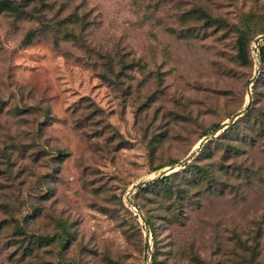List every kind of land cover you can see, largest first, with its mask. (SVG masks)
<instances>
[{
	"label": "rangeland",
	"instance_id": "374dc122",
	"mask_svg": "<svg viewBox=\"0 0 264 264\" xmlns=\"http://www.w3.org/2000/svg\"><path fill=\"white\" fill-rule=\"evenodd\" d=\"M32 2L0 12V264H264V0ZM250 85L238 129L258 133L237 158L229 127L179 171L220 185L191 189L168 231L155 221L156 243L129 191L243 111ZM146 187L130 201L147 220Z\"/></svg>",
	"mask_w": 264,
	"mask_h": 264
},
{
	"label": "trees",
	"instance_id": "16d2710c",
	"mask_svg": "<svg viewBox=\"0 0 264 264\" xmlns=\"http://www.w3.org/2000/svg\"><path fill=\"white\" fill-rule=\"evenodd\" d=\"M32 0H26L25 4H20L18 5L12 0H0V12H23L26 11L30 6L32 5ZM207 21H211L213 18L211 16H207ZM214 20V19H213ZM247 41L244 38H240L239 40V46H240V52L241 56L246 58V53H245V48H246ZM260 60L262 64L264 65V45L260 46ZM249 113L246 115V117L252 112H254L253 104L250 106ZM242 122L241 119H239L233 126H231L226 132L223 134L222 137H226V135L230 134V132L235 133L234 136L231 134L229 135V143H233V153L235 157L238 158L240 150L242 149L241 147L246 144L245 138L251 137V132H256L255 126L249 127V128H243L242 130L238 129V126ZM218 129V128H217ZM216 129V130H217ZM261 134H254L257 135L258 140H262L261 138L264 137V125L262 124L261 128L259 129ZM249 131V132H248ZM233 137V138H232ZM236 142L239 143L241 146L240 147H235ZM192 168L191 165L185 166L183 169H189ZM184 170V171H185ZM195 174H198L199 177L195 176H190V173L186 174V172H177L174 173L168 177H165L163 179H159L158 181L150 184L146 188L142 190H147V189H157V192L154 193V197L156 199L155 204H156V209L153 215H151L150 218L147 219L149 227L151 229V233L153 236V239L157 243V239L160 236L159 234V229L160 226L162 229L168 231L172 226L176 225L178 223V220L180 221L179 216L176 215V211L180 208H184V204L187 200V197H189V201H191V189L194 187L202 186L203 184H208L211 185V187H216L217 185H220V181L217 178V175L213 174L210 172V170L203 169V168H195L194 171ZM183 175L184 179L181 181H176V179ZM219 183V184H218ZM191 197V198H190ZM32 216V215H31ZM33 217L29 219L32 220ZM160 219L161 224L158 226L155 221ZM20 234L23 236L27 235H35L34 231H29L26 228L22 227L20 229ZM32 253L33 251H29ZM34 253V252H33ZM152 264H156L154 258ZM260 264V263H258Z\"/></svg>",
	"mask_w": 264,
	"mask_h": 264
},
{
	"label": "water",
	"instance_id": "95a60500",
	"mask_svg": "<svg viewBox=\"0 0 264 264\" xmlns=\"http://www.w3.org/2000/svg\"><path fill=\"white\" fill-rule=\"evenodd\" d=\"M261 41H264V35L260 36L256 40L255 45H256L257 48L260 46V42ZM259 73H260L259 70H257L256 71V77L259 76ZM256 77L253 78L252 83H254L256 81ZM248 100H249L248 101V105L243 111L235 114L228 122H225L218 130H216L210 136L205 137L199 143L198 147L195 150H193L189 154V156H187L184 160H182L181 162H179L178 164H176L174 166L166 168L158 176L153 177V178H151L149 180H145V181H143V182H141L139 184H136L135 186H133L131 188V190L129 191V193L127 195V202L135 210V212L137 213V215L141 219L142 223L144 224V226L146 228V231H147L148 235H151L149 224H148L146 218L144 217V215L139 211V209L137 207L133 206V204L131 203V201H130L131 195L136 190H139V189H141L143 187H146V186L150 185L151 183H154V182L158 181L159 179H163V178L168 177V176H170V175H172V174H174L176 172H179L182 168H184L187 164L191 163L194 160L195 156L204 148L205 144H207L213 138H216L221 131H225L226 129H228L229 127L234 125L240 118L245 116L247 114L248 110L250 109L251 102H252V88H251V85L248 87ZM148 251H149V253L151 252V247L150 246L148 247ZM152 262H153V257L150 255L149 264H152Z\"/></svg>",
	"mask_w": 264,
	"mask_h": 264
}]
</instances>
